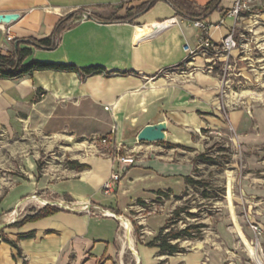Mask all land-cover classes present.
Wrapping results in <instances>:
<instances>
[{
  "label": "crops",
  "instance_id": "obj_1",
  "mask_svg": "<svg viewBox=\"0 0 264 264\" xmlns=\"http://www.w3.org/2000/svg\"><path fill=\"white\" fill-rule=\"evenodd\" d=\"M192 1L204 8L210 0ZM234 1L219 0L218 8L203 18L214 24L224 21L209 31L219 45L231 29L243 36V31L249 30L253 9L264 0H257L238 16L228 15ZM143 3L149 4L126 20L100 19L114 13L124 15ZM10 12L20 16L0 23L4 54L30 47L32 55L26 62L101 65L109 74L81 77L76 72L35 70L15 78L0 76V132L9 139L30 133L64 148L57 155L59 163L40 172L41 176L36 178L34 169L21 172L28 180L19 178L13 188L10 178L6 179L0 209L11 210L36 193L47 202L37 209L49 204L60 211L6 227V236L16 240L22 252L18 254L16 248L2 242L0 264H122V220L103 211L132 217L146 229L139 230L140 237L154 240L179 204L178 200L170 204L173 197L189 187L187 176L194 177L192 157H179L176 150L181 145L200 153L206 130L219 134L229 130L230 140L246 157V171L238 180V205L246 211L245 222L262 225L264 247V101H244L226 108L217 98L214 72L199 69L201 66L192 77L182 80V64L187 58L184 45L195 48L201 33L193 24L196 19L177 12L170 0H0V13ZM72 13L79 18L66 22L56 46L32 42L52 35ZM8 35L14 39L8 40ZM212 53L215 51L202 52L196 59ZM160 122L167 125L163 140H138L144 126ZM105 137L112 140L114 152L102 146ZM119 153L133 154L136 162L121 173L115 191L107 194L103 185L118 169ZM67 155L68 160L87 166L72 168L63 160ZM2 182L5 184V178ZM85 204L90 212L83 209ZM151 205L161 206L163 212L140 220ZM26 214L6 219L7 225ZM246 232L255 237L250 225ZM27 234L32 236L19 239ZM215 235L214 240L187 252H162L143 239L137 251L143 264H224L241 250V244L225 222L218 224ZM181 241L173 242L182 248Z\"/></svg>",
  "mask_w": 264,
  "mask_h": 264
},
{
  "label": "rangeland",
  "instance_id": "obj_2",
  "mask_svg": "<svg viewBox=\"0 0 264 264\" xmlns=\"http://www.w3.org/2000/svg\"><path fill=\"white\" fill-rule=\"evenodd\" d=\"M256 2L257 0H251L250 5ZM257 6L259 7H255L253 10L256 11L248 18L250 20L249 30L243 31V36H240L234 29V36L238 42L237 48L228 51L221 50L212 53V55H209L210 53L201 55L202 59L200 58V61L195 58L182 64V80L192 77L195 70L200 66L199 69L212 70L219 88L217 98L220 102L226 104V108L238 106L244 101H264V20L262 18L264 1ZM203 134L205 144L202 147L203 151L200 153L194 152L195 149L185 148L181 145L176 150L179 157L186 155L192 157L193 162L196 164L194 177L199 182L196 184L190 183L181 195L173 197L174 200L170 204H174L175 200H178L179 204L171 210L170 216L167 218L168 228L166 231L183 229L187 224L198 226L193 229V237L183 238L180 242L182 250L187 252L198 248L201 242L217 238L215 235L217 226L219 223L225 222L228 224V229L235 235L236 241L240 242L241 250L236 252L235 256L224 264H258L239 237L236 229L238 224L246 239L253 246H257L264 262V247L260 237L257 240L256 235L255 237L246 235L249 225L251 226L253 222L244 221V218L247 217L246 211H244L242 205H238V180L241 174L246 171L244 166L246 157L240 152L239 147L230 140L229 130L223 129L221 134L214 132V130H206ZM101 140L104 142L102 146L106 151L114 152L110 137ZM61 149L53 145L49 138H36L34 134L28 133L20 139H9L0 132V195L6 192L7 178H10V184L13 188L19 178L28 180V176L21 174V172H29L34 169L37 172V175L34 174V176L37 178L41 176L40 172L54 168L59 163L57 155L64 152V148ZM200 154H203L204 157H210V160H206L204 157L198 158ZM68 156L63 159L66 163L70 161ZM9 173L10 177H8ZM3 178H5V184L2 182ZM230 178L233 181L231 203L227 194ZM36 195V193L31 195V198L23 200L19 206L13 207L11 210L1 207L0 244L6 242L2 237L6 236V227H8L7 224V226L1 225L6 223V219L20 218L25 213L36 210L41 205V202L37 200V198H41H36ZM177 208H182L178 214L175 213ZM162 209L164 210V207ZM160 212H163L161 206L151 205L143 212V218L141 217L140 220ZM126 219L131 224V236L134 240L135 250L138 252V243H142V239L145 243L150 242V240L147 237H140L139 230H146L143 228L144 226L137 224L132 217ZM143 222L146 225V220ZM125 229L123 225L120 242L123 250L122 264H143L139 252L140 257L137 261L135 251L129 245H124L125 231L127 232ZM156 264L165 263L160 261ZM206 264L210 263L207 262Z\"/></svg>",
  "mask_w": 264,
  "mask_h": 264
},
{
  "label": "trees",
  "instance_id": "obj_3",
  "mask_svg": "<svg viewBox=\"0 0 264 264\" xmlns=\"http://www.w3.org/2000/svg\"><path fill=\"white\" fill-rule=\"evenodd\" d=\"M170 2L174 5L177 12H180L186 16H189L194 19H203L206 18L210 12L214 11L219 6V0H210L204 8L197 5L195 1L192 0H170ZM153 2H151L152 4ZM149 3H143L137 9H129L124 15L112 14L107 18L100 17L102 20H126L134 15L136 12L143 10L147 7ZM74 18H79L76 13H72L66 17V19L60 22L52 35L33 40L32 42L35 45L46 46V47H54L57 43V36L60 32L66 27V22L71 21ZM32 48L18 47L14 52L9 54H4L0 48V76L2 78H15L20 77L27 74H32L35 70H56V71H69L76 72L81 77L93 75V74H106L109 73L106 69L101 65H94L89 67H78L72 63H61V62H48L41 61L38 59H31L26 62V59L32 55ZM173 146V145H171ZM203 158L204 155H198V158ZM206 160H210V157H204ZM69 166L76 169L85 168L87 165L83 163H79L77 160L68 161ZM189 183H198L199 181L192 176L186 177ZM182 210V208L175 209V213L178 214ZM60 211V208L54 205H45L40 209L33 210L32 213L26 214L20 221H15L9 224V227H17L23 225L25 222L35 221L41 219L43 217L52 215L56 212ZM198 226L193 224H187L183 229L178 230H167L168 224L163 226L154 240L147 243L148 246H157L160 248L162 252H166L169 254L184 251L180 247L178 242H173L178 239H183L187 237H193V229ZM32 234L20 235L19 239L25 237H31ZM4 241L9 243L12 247L16 248L18 254H21V248L19 247L16 240L10 239L8 236L2 237ZM155 242H157L155 244Z\"/></svg>",
  "mask_w": 264,
  "mask_h": 264
},
{
  "label": "built area",
  "instance_id": "obj_4",
  "mask_svg": "<svg viewBox=\"0 0 264 264\" xmlns=\"http://www.w3.org/2000/svg\"><path fill=\"white\" fill-rule=\"evenodd\" d=\"M250 1L251 0H235L232 7L227 12L228 15L238 16L242 12L248 10L250 8ZM223 20L219 21L218 23H209L203 19H196L193 24L201 30L199 35L198 44L195 48H192L189 43L184 45V51L187 54L186 61L195 59L200 53L202 52H210V51H221V50H233L238 47V42L234 36V29H231L230 32L223 38L221 45L217 44L210 36V27L215 25L219 27L223 24ZM8 40H13L14 37L8 35ZM116 160L118 161V169L115 170L111 177L104 183L103 190L105 193L109 194L115 191L117 182L121 179V173L125 171L129 166L133 165L136 162V157L131 154H118L116 156ZM83 209L90 212V207L88 204L83 206ZM103 213L106 216L115 217V213L112 212L111 214L107 213L105 210ZM251 228L253 229L257 240L260 235L263 233V229L260 223L253 222L251 223ZM259 243V241H257Z\"/></svg>",
  "mask_w": 264,
  "mask_h": 264
},
{
  "label": "bare ground",
  "instance_id": "obj_5",
  "mask_svg": "<svg viewBox=\"0 0 264 264\" xmlns=\"http://www.w3.org/2000/svg\"><path fill=\"white\" fill-rule=\"evenodd\" d=\"M150 28L151 26L148 27L146 33L148 31H150ZM229 190L227 192L228 194V198H229V202L231 203V198H232V187H233V181H232V178H230L229 180ZM37 198V197H36ZM38 201H40L41 203H47L46 200L44 199H38ZM107 213L111 214L112 211H109V210H105ZM122 222H123V225L124 227L126 228L127 232L125 231V239L123 240V243L124 245H129L130 248L133 249V251H135V254H136V258H137V261H139V254L138 252H136L135 250V244H134V240L131 236V224L129 222V220H127L125 217H122ZM236 229H237V233L239 235V237L242 239V241L245 243V245L247 246V249L249 251V254L257 261L258 264H264L263 260H262V255L259 253V250L257 248V246H253L247 239L246 237L244 236L240 226L237 224L236 226ZM130 230V234H129V231ZM141 260V258H140Z\"/></svg>",
  "mask_w": 264,
  "mask_h": 264
},
{
  "label": "water",
  "instance_id": "obj_6",
  "mask_svg": "<svg viewBox=\"0 0 264 264\" xmlns=\"http://www.w3.org/2000/svg\"><path fill=\"white\" fill-rule=\"evenodd\" d=\"M19 13L10 12V13H0V23H10L11 21H15L19 18ZM166 122H160L156 124H148L144 126L140 132L138 133L139 141H159L163 140L166 137ZM119 219L122 220L121 216L115 214ZM7 223H3L1 226L6 225ZM130 234V230L128 231Z\"/></svg>",
  "mask_w": 264,
  "mask_h": 264
}]
</instances>
